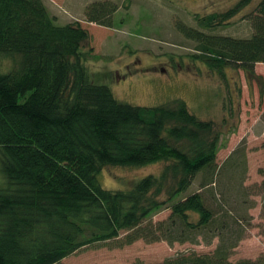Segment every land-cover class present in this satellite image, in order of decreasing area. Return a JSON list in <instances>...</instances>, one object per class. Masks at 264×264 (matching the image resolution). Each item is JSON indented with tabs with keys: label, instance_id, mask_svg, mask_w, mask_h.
<instances>
[{
	"label": "trees",
	"instance_id": "obj_1",
	"mask_svg": "<svg viewBox=\"0 0 264 264\" xmlns=\"http://www.w3.org/2000/svg\"><path fill=\"white\" fill-rule=\"evenodd\" d=\"M252 1L197 21L212 30ZM116 11L98 2L85 15L109 27ZM251 22L248 39L179 29L198 43L194 58L212 71L239 68L255 78L256 65L264 64V0ZM89 38L79 23L57 25L44 0H0V264H58L112 241L126 247L200 238H218L219 245L208 255L181 253L154 264H263L232 263L237 241L215 234L227 222L215 218L207 195L182 198L199 174L201 190L215 183L221 133L214 121L199 119L180 99L157 107L119 101L89 73L83 51ZM161 162L160 175L126 188L108 190L99 181L108 166ZM164 208L171 216L154 223Z\"/></svg>",
	"mask_w": 264,
	"mask_h": 264
},
{
	"label": "rangeland",
	"instance_id": "obj_2",
	"mask_svg": "<svg viewBox=\"0 0 264 264\" xmlns=\"http://www.w3.org/2000/svg\"><path fill=\"white\" fill-rule=\"evenodd\" d=\"M242 0H44L56 24L79 23L90 38L83 51L91 77L108 85L121 102L157 107L183 100L199 119L214 121L221 133L214 182L204 190L199 174L186 198L202 192L207 205L223 217L227 226L217 232L237 247L230 261L263 260L264 264V64L255 67V78L241 69L226 67L223 75L195 59L198 43L179 28L198 30L210 36L251 38V17L261 0H253L223 25L212 30L201 27L198 18L223 14ZM110 2L117 11L107 27L89 22L86 9L94 3ZM165 163L144 167H105L99 175L108 190L129 187L149 175H160ZM0 173V189L4 185ZM170 207V205H169ZM171 208L152 217L166 221ZM124 235V234H123ZM199 244L169 245L139 240L121 247L112 241L85 247L58 264H154L181 253L208 255L219 239ZM210 243V244H209Z\"/></svg>",
	"mask_w": 264,
	"mask_h": 264
}]
</instances>
